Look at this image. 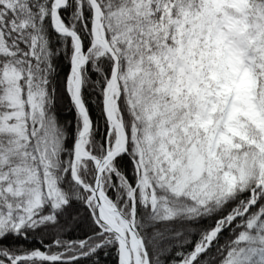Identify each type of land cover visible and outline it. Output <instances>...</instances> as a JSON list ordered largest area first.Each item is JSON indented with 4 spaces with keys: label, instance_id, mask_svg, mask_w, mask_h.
Listing matches in <instances>:
<instances>
[{
    "label": "snow or ice",
    "instance_id": "1",
    "mask_svg": "<svg viewBox=\"0 0 264 264\" xmlns=\"http://www.w3.org/2000/svg\"><path fill=\"white\" fill-rule=\"evenodd\" d=\"M0 264H264V0H0Z\"/></svg>",
    "mask_w": 264,
    "mask_h": 264
}]
</instances>
